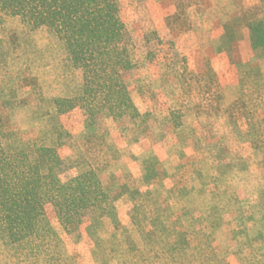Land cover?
Instances as JSON below:
<instances>
[{
	"label": "rangeland",
	"instance_id": "1",
	"mask_svg": "<svg viewBox=\"0 0 264 264\" xmlns=\"http://www.w3.org/2000/svg\"><path fill=\"white\" fill-rule=\"evenodd\" d=\"M121 15L138 115L115 121L108 137L79 111L61 118L78 145L64 152L70 174L95 170L113 209L60 249L76 264H126L146 241H191L196 221L225 264H242L264 251V39L254 45L248 26L264 31V0H121ZM4 29L0 132L13 145L51 143L50 101L79 94L82 72L56 70L64 55L47 56L56 37L46 27L28 33L6 16Z\"/></svg>",
	"mask_w": 264,
	"mask_h": 264
},
{
	"label": "trees",
	"instance_id": "2",
	"mask_svg": "<svg viewBox=\"0 0 264 264\" xmlns=\"http://www.w3.org/2000/svg\"><path fill=\"white\" fill-rule=\"evenodd\" d=\"M6 16L20 18L28 33L41 27L53 33L56 41L47 56L60 49L64 58L56 70L79 69L83 84L79 94L51 99L58 119L50 127V134H55H51V143L39 140L13 145L10 135L0 132V262L76 264L65 259L62 239L85 225L91 232L101 214L112 211L113 200L95 170L70 174L74 164L66 163L64 152L78 145L61 118L79 111L85 123L108 137L115 121L138 115L126 81L136 63L126 37L121 0H0L3 56L10 54L4 36ZM261 25V21L248 23L254 45L264 39ZM193 222L191 241L190 237L187 242L180 237L175 242L146 241V252L127 251L126 264H225L210 238L198 232L199 224ZM240 261L264 264V251L251 249Z\"/></svg>",
	"mask_w": 264,
	"mask_h": 264
},
{
	"label": "crops",
	"instance_id": "3",
	"mask_svg": "<svg viewBox=\"0 0 264 264\" xmlns=\"http://www.w3.org/2000/svg\"><path fill=\"white\" fill-rule=\"evenodd\" d=\"M58 96H63V95H58Z\"/></svg>",
	"mask_w": 264,
	"mask_h": 264
}]
</instances>
